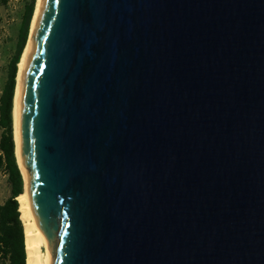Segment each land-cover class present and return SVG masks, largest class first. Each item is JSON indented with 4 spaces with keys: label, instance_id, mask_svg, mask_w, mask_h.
<instances>
[{
    "label": "water",
    "instance_id": "obj_1",
    "mask_svg": "<svg viewBox=\"0 0 264 264\" xmlns=\"http://www.w3.org/2000/svg\"><path fill=\"white\" fill-rule=\"evenodd\" d=\"M16 133L50 264H264V0H44Z\"/></svg>",
    "mask_w": 264,
    "mask_h": 264
},
{
    "label": "trees",
    "instance_id": "obj_2",
    "mask_svg": "<svg viewBox=\"0 0 264 264\" xmlns=\"http://www.w3.org/2000/svg\"><path fill=\"white\" fill-rule=\"evenodd\" d=\"M37 0H26L23 6L17 41L0 91V168L8 173L10 196L0 204V264H27L24 225L17 200L24 192L23 179L16 163L13 133L14 90L19 62L27 45ZM16 92V91H15ZM16 157V158H15Z\"/></svg>",
    "mask_w": 264,
    "mask_h": 264
},
{
    "label": "bare ground",
    "instance_id": "obj_3",
    "mask_svg": "<svg viewBox=\"0 0 264 264\" xmlns=\"http://www.w3.org/2000/svg\"><path fill=\"white\" fill-rule=\"evenodd\" d=\"M43 1L44 0H37L36 2V8L32 19L29 41L23 51L21 60L18 65L19 71L17 77V86L15 90L16 92L14 96V108H13V131H14L15 151H16L17 163L23 175L24 184H25L24 192L20 196H18L17 200L19 201V211L21 213L20 219L22 220L24 225L25 243H26V251H27V264H50L51 251H52L51 246L49 245L45 235L39 229L35 217V213L27 192L25 171L20 166L19 149H18V141H17V133H16L17 94L19 90L20 81L27 62V58L30 52V48L33 42V36L36 30V26L40 18Z\"/></svg>",
    "mask_w": 264,
    "mask_h": 264
},
{
    "label": "rangeland",
    "instance_id": "obj_4",
    "mask_svg": "<svg viewBox=\"0 0 264 264\" xmlns=\"http://www.w3.org/2000/svg\"><path fill=\"white\" fill-rule=\"evenodd\" d=\"M25 2L26 0H0V91L6 78L7 64L14 52ZM9 196L8 173L2 167L0 168V204Z\"/></svg>",
    "mask_w": 264,
    "mask_h": 264
}]
</instances>
